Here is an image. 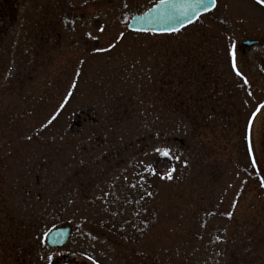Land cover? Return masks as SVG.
Listing matches in <instances>:
<instances>
[{
	"label": "rangeland",
	"instance_id": "rangeland-1",
	"mask_svg": "<svg viewBox=\"0 0 264 264\" xmlns=\"http://www.w3.org/2000/svg\"><path fill=\"white\" fill-rule=\"evenodd\" d=\"M5 1L0 264H224L232 239L242 264L264 252V41L242 45L264 40V7L217 0L154 34L127 24L156 0Z\"/></svg>",
	"mask_w": 264,
	"mask_h": 264
},
{
	"label": "water",
	"instance_id": "water-1",
	"mask_svg": "<svg viewBox=\"0 0 264 264\" xmlns=\"http://www.w3.org/2000/svg\"><path fill=\"white\" fill-rule=\"evenodd\" d=\"M185 2L186 0H165V3L161 4V1H159L145 13L133 16L129 21L128 28L133 31H149L154 33H171L176 31H164L165 29L180 30L197 19L195 16H192L190 10L187 16L191 17L192 22L186 19L184 10L181 8V5ZM256 42L258 41L245 40L243 44L252 45ZM72 230L73 228L69 224L53 227L45 235L46 244L51 248L64 246L68 242ZM72 256L74 257L75 255Z\"/></svg>",
	"mask_w": 264,
	"mask_h": 264
},
{
	"label": "snow or ice",
	"instance_id": "snow-or-ice-1",
	"mask_svg": "<svg viewBox=\"0 0 264 264\" xmlns=\"http://www.w3.org/2000/svg\"><path fill=\"white\" fill-rule=\"evenodd\" d=\"M165 3V0H161V4ZM255 3L259 5L260 7H264V0H255ZM127 5H125L126 7ZM217 7V0H186L184 4L181 5V8L184 10L185 17L188 19L189 22H192L191 17L187 16V13L189 10L191 11L192 16H195L197 19L203 12H210L213 9ZM176 30L178 31L179 29H165L164 31H172ZM100 31L103 32L104 28L103 26L100 28ZM88 35L91 37L92 34L88 33ZM119 38L123 37V33L118 34ZM115 44L110 43L109 44V49L114 48ZM235 46H233V51L230 53L232 57V67L236 69V56H235V51H234ZM107 50V49H104ZM236 74L237 75H242V73L239 72L238 69H236ZM244 84H248V80L245 78L244 79ZM70 95V94H69ZM55 119V117H53ZM52 121L50 120L49 123ZM250 141V138H249ZM158 153H161L164 156H169L170 152L168 149H156ZM249 151H251V142H249ZM253 165H255L256 161L253 159L252 161ZM174 171V169L172 170ZM162 179H172V174L171 172H168L167 174L163 175L161 177ZM262 186H264V180H262ZM233 213L229 212L227 213L228 216H232ZM219 239V238H218ZM91 259V257L89 258Z\"/></svg>",
	"mask_w": 264,
	"mask_h": 264
},
{
	"label": "trees",
	"instance_id": "trees-1",
	"mask_svg": "<svg viewBox=\"0 0 264 264\" xmlns=\"http://www.w3.org/2000/svg\"><path fill=\"white\" fill-rule=\"evenodd\" d=\"M136 212H137V209H136ZM233 244H234V241L232 239L229 241L228 250H226L223 253L224 262H225L224 264H242L243 261L246 259V258H244V255H242V257H241L240 255L239 256L236 255V253H234V251H231ZM200 253L195 255L194 258L192 259V261L196 264H203L205 262L204 259L206 258V256L204 257ZM250 262H251V264H264V252H262V254L259 257L256 256V257H253L252 259H250Z\"/></svg>",
	"mask_w": 264,
	"mask_h": 264
},
{
	"label": "flooded vegetation",
	"instance_id": "flooded-vegetation-1",
	"mask_svg": "<svg viewBox=\"0 0 264 264\" xmlns=\"http://www.w3.org/2000/svg\"><path fill=\"white\" fill-rule=\"evenodd\" d=\"M158 1H160V0H156L154 3H152L150 6H148L147 8H145V10L144 11H142V12H140V13H143V12H145L148 8H150L152 5H154L155 3H157ZM2 2H3V0H2ZM2 2L0 3V14H1V12H2V14H6V13H8V11L10 10V9H12L11 7H7V6H4V7H2ZM6 1L4 0V3H5ZM140 13H138V14H140ZM246 39H258L259 40V42L258 43H256V44H253V45H251V46H249V47H246V46H244L245 48H247V49H245L244 47V51H248V50H251V49H253V48H255V47H258V46H261L262 45V43H263V39L262 38H257V37H253V38H246ZM84 120H86V121H93V120H91V118H85ZM162 125H165V122H162ZM63 253V252H62ZM62 263H67V264H85V263H80V262H78L77 260H76V258H72L70 255H68V254H61V256H60V258H58L54 263H52V264H62Z\"/></svg>",
	"mask_w": 264,
	"mask_h": 264
}]
</instances>
